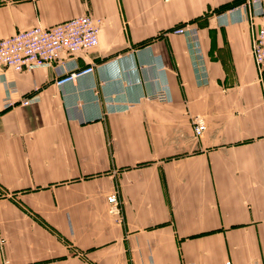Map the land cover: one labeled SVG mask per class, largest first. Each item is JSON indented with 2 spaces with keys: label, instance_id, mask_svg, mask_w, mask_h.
I'll return each instance as SVG.
<instances>
[{
  "label": "crops",
  "instance_id": "obj_1",
  "mask_svg": "<svg viewBox=\"0 0 264 264\" xmlns=\"http://www.w3.org/2000/svg\"><path fill=\"white\" fill-rule=\"evenodd\" d=\"M245 1L0 0V39L103 19L99 45L63 66H0V264L264 262L263 18L233 10ZM187 23L195 34L174 32Z\"/></svg>",
  "mask_w": 264,
  "mask_h": 264
},
{
  "label": "built area",
  "instance_id": "obj_2",
  "mask_svg": "<svg viewBox=\"0 0 264 264\" xmlns=\"http://www.w3.org/2000/svg\"><path fill=\"white\" fill-rule=\"evenodd\" d=\"M233 10H244L250 17L261 16L262 23L253 39V58L260 74L264 73V8L262 0H246L242 5ZM103 19L93 14L75 17L54 26L37 24L25 30H20L14 35L0 39V66L13 69L17 72L34 70L38 68L63 66L65 54L79 55L86 53L99 45L100 32ZM180 34H195V27L190 23L179 26L174 30ZM96 64L76 67L74 70L60 72L55 81L59 88L69 83L76 82L79 78L93 74ZM4 106L16 104L14 93L18 91L14 84L6 83ZM148 98L160 101L170 100V93L166 88L158 90ZM40 100L37 93L25 95L19 103L29 105ZM194 133L200 136L206 129L203 115L195 114L192 117ZM109 211L114 215H121V204L117 191H112L108 197ZM172 264H189L186 261H177ZM226 264H232L231 261ZM258 264H264L258 263Z\"/></svg>",
  "mask_w": 264,
  "mask_h": 264
}]
</instances>
